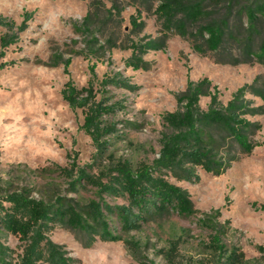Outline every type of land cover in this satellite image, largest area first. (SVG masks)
Returning a JSON list of instances; mask_svg holds the SVG:
<instances>
[{"label":"rangeland","instance_id":"374dc122","mask_svg":"<svg viewBox=\"0 0 264 264\" xmlns=\"http://www.w3.org/2000/svg\"><path fill=\"white\" fill-rule=\"evenodd\" d=\"M95 1L101 15L93 35L83 28L93 0H0V17L16 23V41L8 48L0 41V55L4 53L0 58L1 186L29 187L36 197L61 193L83 202L96 199L97 189L92 185L79 193L69 190L68 179L57 165L65 167L75 161L91 174L103 176L118 161L128 160L135 167L152 163L168 131L164 116L178 108L177 97L189 80L208 77L219 89L221 101L227 103L239 88L264 75L261 62L220 63L212 53L196 52L190 40L179 35L168 39L166 49L143 55L147 68L127 66L133 42L144 43L162 34L155 13L159 1ZM115 4L123 10L109 16L106 11ZM132 15L143 26L133 30ZM7 31L0 24V38ZM93 67L98 98L116 105L107 118L116 130L106 137L108 148L100 157H95L96 145L83 129V109L72 108L63 96L69 80L79 88L87 86L93 79ZM107 76L132 88L103 85ZM249 97L256 105H264L260 97ZM209 102V96L202 97V108L207 109ZM251 119L261 123L256 139L263 141L264 114ZM198 172L197 181L168 175L188 191L196 211L191 216L174 212L130 233L121 231L117 218L109 216L124 240L98 239L90 247L60 226L50 237L64 246L71 264H214L213 232L201 223L206 218L222 231L221 238L230 250L244 254L241 264H264V254L258 250V245H264V146L241 155L222 174ZM104 197L111 205L126 203L123 198ZM129 240L136 241L140 249L132 248ZM17 243L9 238L12 246Z\"/></svg>","mask_w":264,"mask_h":264},{"label":"trees","instance_id":"16d2710c","mask_svg":"<svg viewBox=\"0 0 264 264\" xmlns=\"http://www.w3.org/2000/svg\"><path fill=\"white\" fill-rule=\"evenodd\" d=\"M154 1H159L155 13L161 21L162 34L144 43L133 42L127 66L147 68L143 55L166 49L173 35L190 40L200 54H214L220 63L264 64V0ZM100 9L93 0L83 21V28L93 35ZM114 10L120 14L123 8L115 4L106 13L113 16ZM131 22L133 30L143 26L133 15ZM0 24L8 30L0 38L1 46L8 48L16 41V23L1 16ZM70 63L68 59L65 64L68 67ZM94 78L93 67V79L87 86L79 88L69 80L63 96L72 108L83 109V129L96 145L95 157H100L108 148L106 137L116 130L107 119L116 105L98 98ZM263 80L264 75L257 76L239 88L227 103L221 101L219 89L208 77L189 80L177 97L178 108L164 116L168 131L163 133L159 155L152 163L142 162L135 167L128 160L118 161L105 169L103 176L91 174L88 167L78 166L75 161L65 167L57 165L60 174L68 179L69 190L79 193L86 185H92L97 189L96 199L83 202L61 193L36 197L29 187L0 185V264H71L72 258L64 246L50 237L57 226L72 231L84 246L90 247L98 239L124 240L109 216L117 218L121 231L130 233L167 214L193 215L196 211L188 191L171 182L168 175L187 181L199 180V169L219 175L241 155L264 146V140L256 139L262 125L251 119L264 114V105H256L249 97L252 94L264 100ZM101 83L132 88L108 76ZM204 96L210 97L207 109L201 106ZM105 195L123 198L126 203L111 205ZM201 223L213 232L210 247L214 264L243 263L244 254L227 247L222 231L212 221L205 218ZM11 237L17 239L16 247L9 244ZM128 242L132 248L140 249L136 241ZM176 249L173 247L175 252ZM258 250L264 254V245H258Z\"/></svg>","mask_w":264,"mask_h":264}]
</instances>
